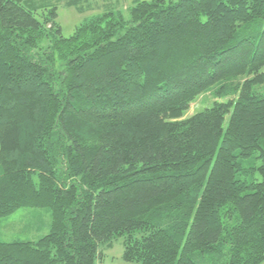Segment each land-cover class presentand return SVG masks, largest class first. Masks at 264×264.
Returning <instances> with one entry per match:
<instances>
[{
    "label": "trees",
    "instance_id": "obj_1",
    "mask_svg": "<svg viewBox=\"0 0 264 264\" xmlns=\"http://www.w3.org/2000/svg\"><path fill=\"white\" fill-rule=\"evenodd\" d=\"M83 3L0 0V220L51 219L0 264H96L118 238L126 263L264 264V0H133L63 37Z\"/></svg>",
    "mask_w": 264,
    "mask_h": 264
},
{
    "label": "rangeland",
    "instance_id": "obj_2",
    "mask_svg": "<svg viewBox=\"0 0 264 264\" xmlns=\"http://www.w3.org/2000/svg\"><path fill=\"white\" fill-rule=\"evenodd\" d=\"M92 8H87L83 3V11H78L74 7H57V23L61 28V34L67 38L72 35L74 29L84 21L94 15L103 12L104 7L118 10L124 18L128 16V9L132 6L133 0H88ZM152 1V0H142ZM169 1V0H166ZM175 1V0H173ZM99 10H96V6ZM106 5V6H105ZM101 6H104L103 8ZM212 98L209 94L202 95L191 104L186 117L210 107ZM50 214L46 209H19L14 214L0 220V241L1 242H35L49 232ZM102 249V248H101ZM123 246L122 239L118 238L113 241L111 249L103 252V259L96 264H135L126 263L122 260Z\"/></svg>",
    "mask_w": 264,
    "mask_h": 264
}]
</instances>
